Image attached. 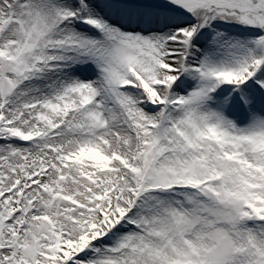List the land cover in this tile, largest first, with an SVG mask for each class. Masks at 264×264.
<instances>
[{
  "label": "snow or ice",
  "instance_id": "6c2138e0",
  "mask_svg": "<svg viewBox=\"0 0 264 264\" xmlns=\"http://www.w3.org/2000/svg\"><path fill=\"white\" fill-rule=\"evenodd\" d=\"M0 264H264V0H0Z\"/></svg>",
  "mask_w": 264,
  "mask_h": 264
}]
</instances>
